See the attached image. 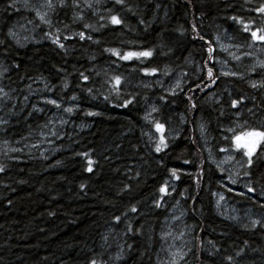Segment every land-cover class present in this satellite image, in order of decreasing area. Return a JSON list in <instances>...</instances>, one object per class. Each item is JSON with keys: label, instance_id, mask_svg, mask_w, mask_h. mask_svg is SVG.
Wrapping results in <instances>:
<instances>
[{"label": "trees", "instance_id": "16d2710c", "mask_svg": "<svg viewBox=\"0 0 264 264\" xmlns=\"http://www.w3.org/2000/svg\"><path fill=\"white\" fill-rule=\"evenodd\" d=\"M94 3L55 7L59 43L27 44L12 35L22 6L0 0V142L11 147L0 151V264H157L163 222L177 203L194 237L190 264H264V144L241 173L253 191L232 187L212 160L234 154V126L264 130V67L246 56V72L214 62L211 77L203 70L222 28L237 44L264 35V0ZM142 51L152 55L121 58ZM36 88L43 103L57 104L41 113L39 103L16 102ZM65 107L72 111L62 114ZM56 111L62 125L43 155L39 134ZM157 123L160 145L148 138ZM215 191L252 209L254 223L218 215Z\"/></svg>", "mask_w": 264, "mask_h": 264}, {"label": "rangeland", "instance_id": "374dc122", "mask_svg": "<svg viewBox=\"0 0 264 264\" xmlns=\"http://www.w3.org/2000/svg\"><path fill=\"white\" fill-rule=\"evenodd\" d=\"M94 1L96 0H75L74 3V0H71L72 4H78V8H80L81 5L86 2L90 4H95ZM16 2H18L22 6L24 10L23 16L25 14L26 15L15 22L12 31V35L14 34L13 37H16L20 42L27 44L29 42L37 41L43 38H51L54 42L55 40L53 39V36L55 34L52 33V29L54 28L55 33H59L61 31V28L56 27L57 24L54 23V21L56 20L55 17H57L55 15V7L58 8L61 6L60 0H52L53 8L51 9L47 6V0H16ZM66 2H70V0H65L64 4H66ZM26 10L27 12H31V14H27ZM37 12L42 15L46 14L45 19L50 20L51 23L48 24L42 21L41 23H39L42 24V29H40V26L38 28V25L35 23L36 19L40 20L39 16L37 15ZM44 23L48 26L43 27ZM48 29H50V31H48ZM228 30L229 29L227 28H222L219 32L217 31L216 33H214V47L213 50L209 53V60H205L206 66L203 70L208 72V70L210 69L208 67V64H212L214 62L216 68L220 71L230 72L232 69H237L238 72L245 68L242 66L243 61H241V59L246 56H249L256 66L264 67V44L260 43L259 40H255L253 38H251L249 42H238L237 44L233 39L232 34H230ZM244 71L246 72V68ZM172 76L174 77V75ZM173 77L171 78V81L173 80ZM175 83L176 81H173V84ZM173 84H167V89H175V85ZM36 91L37 88L30 93L28 99H21L18 97L16 102L20 103L23 101L22 106H27L31 103H33V105H35V103H39L38 110H41V113H43L44 106H46L45 104L47 102H50V100H46L43 103V95H39L43 92H40L38 94ZM3 93L4 92H0V109L1 107H6L3 98L5 95ZM15 95L20 96L21 94L15 93ZM5 100L9 101V99ZM63 110L64 112H62V114H65L67 111V107H65ZM59 113V111H56V113L52 115V120L51 122L49 121L50 124L48 125V127L45 128L46 132H41L39 134L40 137L38 138L39 141L36 148L43 155H46L47 153H50L54 150L53 142L50 141L49 135L50 133H52V136L58 134L57 131L62 125V119L61 117H59ZM3 114H7V112ZM232 130H235V134H239L241 131L245 130V126L244 124L241 126H234ZM153 132L154 131L148 133V138L151 142H156L160 145V137L161 135L164 136V132L161 133L157 130V128L155 129L154 134ZM230 134L234 135V132L231 131ZM204 142L207 143L206 140H204ZM8 149H11L10 144L1 141L0 151H6ZM243 151V149L238 150L235 148V152L233 155L226 154L222 155L221 157H215L214 159H212V157H210V152L207 150V155L222 168L226 177H228V183H230L232 187L238 186L240 187V189L248 191L250 189V185L247 183L245 178L241 176L244 165L248 159L246 156L243 155ZM233 181H235V183H233ZM163 187H166L168 191L169 186L165 185ZM221 197H223V199H221ZM214 201L217 214L223 218L247 224L254 223V220L256 219L252 209L238 207L239 205L236 206L232 204L230 201H227L225 199L224 195L221 192L217 194L215 193ZM193 238L194 237L192 234V229L186 223L185 210L181 207L179 203H177L172 208V210L168 211V214L163 222L162 231L160 233L161 243L159 245L160 247L157 258V264H174V262L175 264H190V262L188 261V256L191 255V251L194 248Z\"/></svg>", "mask_w": 264, "mask_h": 264}, {"label": "snow or ice", "instance_id": "6c2138e0", "mask_svg": "<svg viewBox=\"0 0 264 264\" xmlns=\"http://www.w3.org/2000/svg\"><path fill=\"white\" fill-rule=\"evenodd\" d=\"M61 2V6L64 5V2L65 0H60ZM74 3H75V0H74ZM116 3L118 4H123L124 3V0H116ZM47 6L51 9L53 8V4H52V0H47ZM78 6V4L76 5ZM89 7H91V5H89ZM257 11L259 12H262L264 13V6H261L259 9H257ZM37 15L39 16V19L41 21H44L45 23H48L50 24L51 21L50 20H46L45 19V15L46 14H40L39 12H37ZM111 23L112 24H120L121 23V20L119 19V17L117 15H112L111 16ZM247 30V29H245ZM258 31L260 30H257V31H253L251 33L252 35V38L255 39V40H259V41H264V35H258ZM14 35V34H13ZM80 38L83 39L84 38V34L81 33L80 34ZM65 39H67V37H65ZM56 43H59V37L57 36L56 40L54 41ZM61 48L64 47L63 44H60L59 45ZM209 51L211 52L212 49H209ZM116 55H120V53L116 52L115 53ZM152 55V52L151 51H142V52H128L126 54H124L123 56H121L122 59L124 60H128L130 58H132L133 56H143V57H148V56H151ZM18 67V65H17ZM155 71V70H153ZM208 75L209 77H211L213 75L212 73V69H209L208 70ZM225 75H227V73H225ZM85 80L88 79L87 76L84 77ZM114 79V86H119V84L121 83V79L119 76H116L113 78ZM255 86V85H253ZM0 92H3V89H0ZM4 95H7V93H4ZM50 103L56 105L57 102L55 100H52L50 101ZM238 101H233L232 102V106L235 107L237 105ZM57 107H59V105H57ZM68 112H71L72 109L71 108H68L67 109ZM156 128L158 131H160L161 133H163V130H164V126L162 124H159L157 123L156 124ZM231 131L234 132V135L232 137V140L234 141V145H235V148L240 150V149H243V155L246 156L248 159H247V164L248 166H251L253 164V155L256 153V150L257 148L261 145V144H264V130H260V129H257V128H251V129H247V130H243L241 131L239 134H235V130H232L230 129ZM160 142L161 144L164 143V136L161 135L160 137ZM161 150L160 146L157 145L156 147V151L159 152ZM89 165H91V161H89ZM4 171V168L2 166H0V172ZM88 171H92V168L89 167L88 168ZM246 175L248 173H245ZM173 175H175V170H173ZM233 183H235V181H233ZM160 191L162 192H166L167 189L166 187H162L160 189ZM249 191H253V189H249ZM221 199H223V197H221ZM133 211H136L135 208L132 209ZM117 220H119V217L116 218ZM230 259V258H229ZM92 264H96V261H92ZM175 264V262H174Z\"/></svg>", "mask_w": 264, "mask_h": 264}, {"label": "bare ground", "instance_id": "6f19581e", "mask_svg": "<svg viewBox=\"0 0 264 264\" xmlns=\"http://www.w3.org/2000/svg\"><path fill=\"white\" fill-rule=\"evenodd\" d=\"M215 193H216V191H215ZM217 194V193H216Z\"/></svg>", "mask_w": 264, "mask_h": 264}]
</instances>
